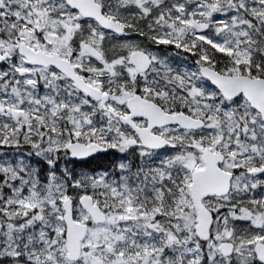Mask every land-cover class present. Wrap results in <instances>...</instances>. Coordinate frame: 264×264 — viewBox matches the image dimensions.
Returning a JSON list of instances; mask_svg holds the SVG:
<instances>
[{
	"label": "snow or ice",
	"instance_id": "6c2138e0",
	"mask_svg": "<svg viewBox=\"0 0 264 264\" xmlns=\"http://www.w3.org/2000/svg\"><path fill=\"white\" fill-rule=\"evenodd\" d=\"M0 264H264V0H0Z\"/></svg>",
	"mask_w": 264,
	"mask_h": 264
}]
</instances>
